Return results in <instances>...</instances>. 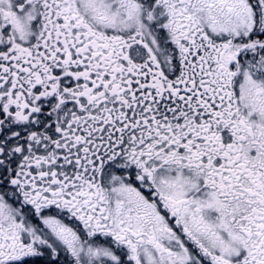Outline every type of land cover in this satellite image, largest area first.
<instances>
[{
    "label": "snow or ice",
    "instance_id": "6c2138e0",
    "mask_svg": "<svg viewBox=\"0 0 264 264\" xmlns=\"http://www.w3.org/2000/svg\"><path fill=\"white\" fill-rule=\"evenodd\" d=\"M0 264H264V0H0Z\"/></svg>",
    "mask_w": 264,
    "mask_h": 264
}]
</instances>
